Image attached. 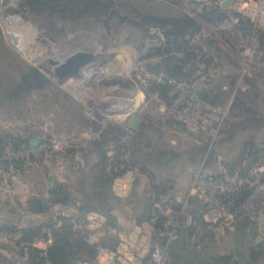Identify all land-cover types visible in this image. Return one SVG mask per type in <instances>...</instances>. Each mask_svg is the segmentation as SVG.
Wrapping results in <instances>:
<instances>
[{"label": "rangeland", "instance_id": "1", "mask_svg": "<svg viewBox=\"0 0 264 264\" xmlns=\"http://www.w3.org/2000/svg\"><path fill=\"white\" fill-rule=\"evenodd\" d=\"M103 1L0 0V156L8 143L13 151L18 146L31 154L11 164L3 163L0 172V232L6 238L17 239V244L11 246L5 238L0 246V254L7 260L3 264H23L21 259L28 257L30 248L46 250L53 239L45 224L53 222L59 227L63 217L70 218L90 243L97 228L88 214H100L93 210L79 217L73 203L93 197L101 152L108 163L118 162L119 157L129 160L137 144L147 151L166 148L179 158L151 168L149 174L138 165L115 178L110 189L113 198L109 199L113 224H101L102 230L110 227L111 233L104 232L103 241L91 243L96 251L93 261L73 264H98L103 249L119 250L123 241L117 235L124 231L119 220L130 226L129 237L124 240L137 258L124 262L120 254L111 264H144L139 256L145 258L162 241L152 225L140 222L151 199L158 196L156 187L163 185L172 193L189 194L193 176L199 170L209 171L219 184H227L228 172L239 167L242 150L264 147L262 130L238 129L227 137L224 134L243 119L248 106L251 108L244 93L255 95L259 109L264 110V0H108L105 5ZM215 12L219 15L212 20L210 16ZM185 15L201 26L190 40L195 51L207 53L209 45L221 51V56L214 57L209 65L201 61L202 57L195 62H181L186 72L208 74V95L228 94L213 106L221 114L217 126L223 134L213 146L209 145L208 133L212 123L199 128L190 123L176 125L169 112L173 103L170 92L178 80L169 77L167 65L161 63L167 54H158L152 48L146 58L136 60L145 44L158 41L162 48L165 42L159 26H139L144 24L141 16L159 21ZM94 39L100 41L98 47L85 44ZM26 43L25 51L21 46ZM60 47L72 48L70 53L87 49L95 58L97 53H104L99 55V71L92 76L90 71L82 85L77 84L76 74L68 67L71 75H56L55 71L67 65L53 69L45 58L50 51L57 54ZM180 58L182 55L173 57L175 61ZM36 70L47 78L30 82V74ZM131 115L141 119L136 130L127 126ZM199 138L208 141L205 151L211 153L209 163L206 157L200 162L195 157L193 161L188 154L199 145ZM32 139L38 140V146H27ZM50 181L59 186L58 192L49 191L53 187ZM259 183L264 184V177ZM96 203L91 201L92 205ZM226 213L223 216L224 212L215 208L196 215V224L190 227L195 231L187 239L189 248L209 253L217 264H264L261 257L253 260L251 256L264 247V206L254 218L245 219L252 226L243 237L239 236L242 227L229 217L234 215ZM9 226L18 230L40 228L33 243L23 249L21 259L17 257L23 246L21 232H10ZM140 240L142 245L138 244ZM224 258L228 259L226 263Z\"/></svg>", "mask_w": 264, "mask_h": 264}, {"label": "trees", "instance_id": "2", "mask_svg": "<svg viewBox=\"0 0 264 264\" xmlns=\"http://www.w3.org/2000/svg\"><path fill=\"white\" fill-rule=\"evenodd\" d=\"M145 23L151 25L155 24L160 28L165 29V32H163L165 37L164 45L162 48H156L155 51L158 54H164V52L167 54L166 57H163L161 63L167 65L166 72L169 77H173L177 80L192 79L197 73L192 71L186 72L184 65H182L183 61L190 60L191 62H195L197 58L202 57L201 61L206 62L205 65H209L214 57L221 56V51L217 47L209 45L207 53L204 52L202 54L201 51H195V48L190 45V40L201 30V26L193 20V18H190V16L185 15L180 18L162 19L159 21L147 17L145 18ZM168 25H170V27ZM242 25L251 30L250 26H247L245 23ZM175 55H182V58H180L181 61H175L173 59ZM203 70L204 72L206 71L205 69ZM165 85L166 84H160L159 86L165 87ZM244 94L248 100L251 101V108L248 106L249 108L244 110L243 119L232 124V126L225 131V137L231 135L234 130L238 129L249 130L252 132L262 130L264 132V110L259 109L255 95L250 93ZM226 97H228V94H220L217 97L207 94L206 100L212 106H216L220 100H224ZM238 104L244 105L243 102H238ZM115 131H117V129ZM199 140L201 144L197 147L195 146L191 148L188 154L192 157L193 161H196L193 159L195 157L198 158L197 162H200L202 158L206 157V160H209V163L211 153H206L205 151L208 141L206 139L205 141L207 144L204 145L205 141L203 138H199ZM26 144L27 146H30L29 141ZM247 144L248 143H246V145ZM118 151L121 152L120 147L118 148ZM262 157H264V147L261 149L252 148L244 151L242 150L237 165L239 167L243 166L245 169L251 162ZM120 158L121 157H119L118 162L115 161L114 163H108L104 153L101 152V158L98 163V173L95 177L94 186H92L95 191V193L92 194L94 198L87 196L80 204L73 203L79 217H84L89 212L95 210L101 216L106 218L108 224L112 225L113 214L111 206L109 205V199L113 198L110 196V189L113 180L138 165L141 166V171H146L149 174L151 168L175 160L179 158V154L166 148H157L152 151H147L145 148L136 144L132 147V153L129 160H122ZM121 165L123 166L121 167ZM167 187L170 186L167 185ZM162 189H164L163 185L156 187V194H161ZM91 201L92 203H95L96 201L97 205H92ZM150 209L151 204L148 206L144 215H142L141 223L148 222L152 225L150 223ZM40 212H43V210H40ZM61 221L63 223L59 227H54L53 222L45 224L46 227L51 229L53 239L52 244L49 245L46 250L30 248L31 252L28 257L22 259L20 257L23 249L28 248L29 245L33 243L40 228L33 227L26 230H18L12 226L7 228L13 233H18V231L21 232L19 240L23 242V246L18 250L17 257L21 259L23 264H73L78 260L83 262L93 261L96 251L94 250V245L88 242L87 236L74 227L70 218L63 217ZM158 226L159 224L152 225L155 230L158 229ZM240 226L242 229L240 228L241 231L239 232V236L243 237L246 229L244 228V225L241 224ZM0 230H3V228L0 227ZM194 231L195 228L190 227L182 229L179 233L178 239L168 245L170 264H217L209 253H199L196 250L189 248L187 239ZM251 256L253 260H259L261 257L262 260H260L264 261V250L257 249L251 254ZM4 262H7V260L0 254V264H3Z\"/></svg>", "mask_w": 264, "mask_h": 264}, {"label": "built area", "instance_id": "3", "mask_svg": "<svg viewBox=\"0 0 264 264\" xmlns=\"http://www.w3.org/2000/svg\"><path fill=\"white\" fill-rule=\"evenodd\" d=\"M208 81V74L205 73L194 76L192 79L174 82L176 84L170 92L173 103L169 112L174 116V122L190 123L196 128L200 125L207 127L212 123L208 133L211 135L209 145L213 146L223 134L217 126L220 122V112H217L206 98L202 99L200 96L201 92L207 94ZM4 150L3 156H0V172H2L3 163L11 164L31 155L28 151L21 149L13 151L10 143ZM229 175L228 173L230 182L219 184L211 172L199 170L193 176L189 194L172 193L164 188L161 194L151 199L150 223L159 224L156 231L162 242L157 243L154 249L142 259L145 261L144 264H169L168 245L178 239L181 228L194 226L196 224L194 217L203 211L219 208L224 212L223 216H227L226 212L230 211L234 217L231 215L229 217L234 220L235 225H243L246 218L256 216L258 210L264 206V184L259 183V180L264 177V157L254 160L245 169L243 166L238 167L230 177ZM196 204H200V209L197 211ZM5 238L0 232V246L5 243ZM6 242L11 246L16 245L17 239L6 238Z\"/></svg>", "mask_w": 264, "mask_h": 264}, {"label": "crops", "instance_id": "4", "mask_svg": "<svg viewBox=\"0 0 264 264\" xmlns=\"http://www.w3.org/2000/svg\"><path fill=\"white\" fill-rule=\"evenodd\" d=\"M199 144H201V142H199ZM207 143L205 142L204 145H206ZM50 180H52V178H50ZM51 182V189L49 190L52 194L53 193H56L59 191V186L54 183V181H50ZM121 182V181H120ZM125 187L127 186V183H125L124 185ZM124 186L122 187L124 189ZM129 190V187L127 189V191ZM81 202H82V198H80ZM54 202H57L58 200H53ZM77 204H80L79 202H77ZM150 206V204H149ZM55 209V208H54ZM58 209V208H57ZM56 209V210H57ZM73 209V208H72ZM50 212H52V210H50ZM88 218L91 219V221H93L92 223L94 224L93 227L94 228H97V230H95V232L93 233L91 239H90V243H93V244H97L98 241H103L105 238V234L104 232H107V233H111V228L108 227L107 229H104L102 230L101 228V224H104L105 221H106V218L105 217H102L101 215H97L96 213H89L88 214ZM95 221V222H94ZM118 225H120L121 227H123V232L119 233L117 235V238L119 237L121 241H123V244L121 243L120 245V249L115 251L114 249H110V248H105L103 249L104 251L101 252L99 254V257H98V264H111L112 263V260L115 256L117 255H120L122 254L124 256L123 258V261L124 262H130L132 259H136L137 257H135V252L132 253V250L129 248V244L124 240V238H127V236L130 234V231H127L128 229H130V226L129 224H127L126 222H124V220H119L118 222ZM252 225H244V228L246 230L250 229ZM120 228V227H119ZM102 230V231H101ZM139 230V229H138ZM126 231L128 233H126ZM139 233H140V230H139ZM142 233V232H141ZM110 235V234H109ZM132 235V234H131ZM129 237V236H128ZM128 239V238H127ZM161 239V238H160ZM142 240H140V242H138V244L142 245L141 242ZM162 242V241H161ZM142 250V249H141ZM138 253V252H137ZM144 255H140L139 258H144L143 257Z\"/></svg>", "mask_w": 264, "mask_h": 264}, {"label": "water", "instance_id": "5", "mask_svg": "<svg viewBox=\"0 0 264 264\" xmlns=\"http://www.w3.org/2000/svg\"><path fill=\"white\" fill-rule=\"evenodd\" d=\"M218 15L219 14L217 12H215V13L211 14L210 18L212 20H215L218 17ZM159 47H161V44L158 41H154L153 45H151L149 43L145 44L143 49L141 50V52L138 54L137 59L143 60L144 58H146L148 56V53L152 48H159ZM94 58H95L94 54L91 51H79V52H76V53L68 56L66 58L65 62H66V65L69 69L73 70L74 72H79L83 68H85L87 65H89L94 60ZM35 73L38 77H41L43 79L47 78L40 70H36ZM63 75H66V74H63ZM60 76H62V75H60ZM162 83H164V81H162ZM200 96L202 99H205L206 93L201 92ZM140 123H141V119L139 116L131 115L128 119L127 126L132 130H136ZM175 124L176 125H183V123H181L179 121H176ZM38 144H39V142L36 139H32L30 141V145L33 147L38 146ZM0 152H1V147H0ZM230 169L231 170L234 169V165H231ZM228 173L231 174V171H229ZM34 205L37 208L39 206L38 202H35ZM199 209H200V204H196L195 210L197 211ZM37 210H39V209H37ZM243 225H249V222L245 221V222H243Z\"/></svg>", "mask_w": 264, "mask_h": 264}, {"label": "bare ground", "instance_id": "6", "mask_svg": "<svg viewBox=\"0 0 264 264\" xmlns=\"http://www.w3.org/2000/svg\"><path fill=\"white\" fill-rule=\"evenodd\" d=\"M123 25V24H122ZM123 28V27H122ZM130 32V31H129ZM132 37V36H131ZM136 37V36H135ZM12 42L14 44H17L16 43V40L15 38H11ZM133 40V39H132ZM135 40V39H134ZM141 40V38H140ZM65 41V40H64ZM63 41V42H64ZM122 41V40H121ZM136 41V40H135ZM139 41V40H138ZM27 42V41H26ZM65 43V42H64ZM63 43V45H64ZM114 43V42H113ZM131 43V42H130ZM67 44V43H66ZM85 44L89 45V46H99L100 44V41L97 40V39H94L92 42H86ZM26 44H24L23 46H21L22 50H25L26 51ZM118 45V44H117ZM119 46V45H118ZM127 46V45H126ZM125 46V47H126ZM123 47V46H122ZM61 48V47H60ZM124 48V47H123ZM75 49V48H73ZM59 50V49H58ZM57 50V51H58ZM72 50V48H71ZM70 50V47L69 48H64L62 47L59 52L56 54V52H53V51H50L48 54H51V55H48L46 56L45 58V61H47L51 66H53V69H56V68H59L63 63L66 64L65 60L68 56L76 53V52H79V51H88L87 49H79V50H74V52L70 53L69 51ZM115 51V50H114ZM124 51V50H123ZM122 53V52H121ZM100 54H104V53H97V57L94 58V60L89 64L87 65L85 68H83L81 71L79 72H74L76 74V79L75 81H77V84L79 85H82V82L84 81V79L86 78V76L89 75L90 71V75H95L96 74V71H99V64H100ZM120 55V54H119ZM123 56V55H122ZM99 57V58H98ZM37 59V58H36ZM40 59L36 60V61H39ZM119 60V59H118ZM136 60H137V57H136ZM112 61V60H111ZM121 61V60H120ZM55 62V63H54ZM106 62V61H105ZM118 62V61H117ZM121 63V62H120ZM125 63V62H124ZM119 64V62L117 63ZM101 66V65H100ZM105 66V65H104ZM103 66V67H104ZM110 67V66H109ZM115 67V66H114ZM121 67V66H120ZM98 68V69H97ZM108 68V67H107ZM56 72V75H63V74H66V75H63V76H69L71 75V71L67 68V66H65L64 64L57 70L55 71ZM109 72V71H108ZM107 72V73H108ZM63 73V74H62ZM100 73V72H99ZM110 73V72H109Z\"/></svg>", "mask_w": 264, "mask_h": 264}, {"label": "flooded vegetation", "instance_id": "7", "mask_svg": "<svg viewBox=\"0 0 264 264\" xmlns=\"http://www.w3.org/2000/svg\"><path fill=\"white\" fill-rule=\"evenodd\" d=\"M49 1H51V0H49ZM107 1L108 0H105V1H103V5H105L106 3H107ZM94 2L96 3V0H94ZM140 16V15H139ZM141 22L143 21L144 22V24L143 23H141V24H139V26H144L146 23H145V17H143V16H141V20H140ZM169 27H170V25H168ZM163 32H165V29H163ZM39 81V82H41L43 79L41 78V77H38L37 75H36V73L35 72H33L32 74H30V78H29V81L30 82H34V81ZM31 146V145H30ZM15 148H17V149H19V147L18 146H16ZM0 154H1V152H0ZM259 239L260 238H258L256 241H259ZM260 250H264V247H262V249H260ZM262 256V255H261ZM227 258H224V261H225V263L227 262Z\"/></svg>", "mask_w": 264, "mask_h": 264}]
</instances>
